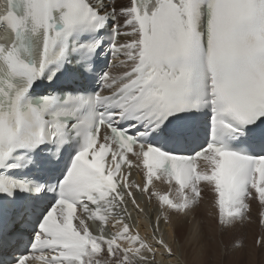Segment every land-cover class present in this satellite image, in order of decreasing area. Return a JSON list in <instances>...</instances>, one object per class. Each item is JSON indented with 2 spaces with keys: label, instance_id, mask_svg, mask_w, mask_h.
I'll list each match as a JSON object with an SVG mask.
<instances>
[{
  "label": "snow or ice",
  "instance_id": "snow-or-ice-1",
  "mask_svg": "<svg viewBox=\"0 0 264 264\" xmlns=\"http://www.w3.org/2000/svg\"><path fill=\"white\" fill-rule=\"evenodd\" d=\"M205 192L264 207V0H0V264H158Z\"/></svg>",
  "mask_w": 264,
  "mask_h": 264
},
{
  "label": "bare ground",
  "instance_id": "bare-ground-1",
  "mask_svg": "<svg viewBox=\"0 0 264 264\" xmlns=\"http://www.w3.org/2000/svg\"><path fill=\"white\" fill-rule=\"evenodd\" d=\"M130 179L142 183V176L136 169L132 170ZM162 187L166 188V185ZM138 200L145 211L136 216V224L142 236H150L156 224L154 204L140 197ZM212 204L213 193L205 192L203 201L195 212L190 214L187 223H177L175 219L170 224L160 223V232L163 233L166 242L173 247L175 255L167 259L162 258L158 252L156 257L158 264L162 259L164 264H193L194 261L196 264L255 263L257 256L262 254L257 247H261L260 241L263 238V234L262 238L259 237L263 224L258 216V202H252L250 216L245 220V225L244 222L237 223L223 231L216 223ZM197 223L203 225V238L199 243H194L189 236V229Z\"/></svg>",
  "mask_w": 264,
  "mask_h": 264
},
{
  "label": "rangeland",
  "instance_id": "rangeland-1",
  "mask_svg": "<svg viewBox=\"0 0 264 264\" xmlns=\"http://www.w3.org/2000/svg\"><path fill=\"white\" fill-rule=\"evenodd\" d=\"M257 211H258V216H260V219H262V218H264V217H262V213H264V207H261L260 205H259V203H258V209H257ZM245 222L246 221H244V225H245ZM263 226H264V224H263ZM262 226V229L260 230V234H259V237H261V234H263V238H262V240H264V233H263V229H264V227ZM237 245H235V247H236ZM234 247V248H235ZM260 251V253H262V254H259L258 256H257V259L255 260V263L254 264H264V254H263V252H264V243H262L261 244V247H257ZM231 252V251H230Z\"/></svg>",
  "mask_w": 264,
  "mask_h": 264
}]
</instances>
